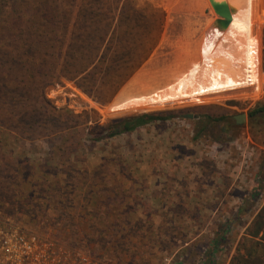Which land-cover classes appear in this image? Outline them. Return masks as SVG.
<instances>
[{
    "label": "rangeland",
    "instance_id": "rangeland-1",
    "mask_svg": "<svg viewBox=\"0 0 264 264\" xmlns=\"http://www.w3.org/2000/svg\"><path fill=\"white\" fill-rule=\"evenodd\" d=\"M135 1L164 12L154 16L164 21L158 62L146 61L107 105L66 80L46 90L68 112L61 125L69 130L0 137V221L104 264H229L264 208V114L250 116L264 106V0H226L229 26L209 33L219 65L201 86L204 36L185 61L201 36L185 24L195 11L213 23L210 1ZM146 86L163 96L144 97ZM145 114L172 118L93 141L98 127ZM242 206L246 214L216 245Z\"/></svg>",
    "mask_w": 264,
    "mask_h": 264
},
{
    "label": "trees",
    "instance_id": "trees-1",
    "mask_svg": "<svg viewBox=\"0 0 264 264\" xmlns=\"http://www.w3.org/2000/svg\"><path fill=\"white\" fill-rule=\"evenodd\" d=\"M154 16L135 0H0V137L32 141L69 130L61 125L68 112L55 107L46 93L63 80L102 105L111 103L160 41L164 21ZM201 57L196 86L211 80L219 65L220 47L210 35L204 34ZM156 90L142 87L148 98L163 96ZM259 114L264 106L250 116ZM171 118L145 114L110 122L98 127L93 141ZM86 131L92 134L91 127ZM246 212L240 207L220 228L216 245ZM245 226L229 264H264V208Z\"/></svg>",
    "mask_w": 264,
    "mask_h": 264
},
{
    "label": "built area",
    "instance_id": "built-area-1",
    "mask_svg": "<svg viewBox=\"0 0 264 264\" xmlns=\"http://www.w3.org/2000/svg\"><path fill=\"white\" fill-rule=\"evenodd\" d=\"M0 264H104L0 221Z\"/></svg>",
    "mask_w": 264,
    "mask_h": 264
},
{
    "label": "crops",
    "instance_id": "crops-1",
    "mask_svg": "<svg viewBox=\"0 0 264 264\" xmlns=\"http://www.w3.org/2000/svg\"><path fill=\"white\" fill-rule=\"evenodd\" d=\"M147 7L149 9L148 11H150L149 13L153 12L155 15L160 14V13L164 14V12L161 8H156V6H153L152 4L151 5L149 4ZM200 17H202V20L200 19ZM203 18H204V16L201 13H198L197 11H195L194 13H192V22L190 23L189 19H188L187 23L185 24V29H186L187 33L193 32V33H195V35H197V33H201L200 37H198V36L194 37L195 41H193V49L191 52H189V51L187 52V54L185 55V57H186L185 61L190 60V58H189L190 56L193 57L192 59L196 58L197 48H198V45L200 44V41L202 40L201 37L203 38L204 33L210 24L208 17L205 19V21L203 20ZM179 27H180L179 29L183 30V26H179ZM160 48H161V45L156 47V49L153 51V53L151 54V56L147 60V64L149 62H152V66L156 64V61L158 60V57H159L160 53L162 52V49H160ZM175 68H176V66H174V69ZM171 70H173V69H171Z\"/></svg>",
    "mask_w": 264,
    "mask_h": 264
},
{
    "label": "water",
    "instance_id": "water-1",
    "mask_svg": "<svg viewBox=\"0 0 264 264\" xmlns=\"http://www.w3.org/2000/svg\"><path fill=\"white\" fill-rule=\"evenodd\" d=\"M218 18L207 29L205 35L208 36L212 29L218 30L221 34L225 33L230 23L229 5L226 0H209ZM237 125H242L247 120V115L242 114L235 117Z\"/></svg>",
    "mask_w": 264,
    "mask_h": 264
},
{
    "label": "bare ground",
    "instance_id": "bare-ground-1",
    "mask_svg": "<svg viewBox=\"0 0 264 264\" xmlns=\"http://www.w3.org/2000/svg\"><path fill=\"white\" fill-rule=\"evenodd\" d=\"M229 14H230V13H229ZM230 15H231V14H230ZM230 17H232V16H230ZM226 29H227V28H226ZM218 33H220V32H219V31H217V33H216V34H218ZM220 34H221V33H220ZM220 34H219V35H220ZM218 39H219V38H218Z\"/></svg>",
    "mask_w": 264,
    "mask_h": 264
}]
</instances>
